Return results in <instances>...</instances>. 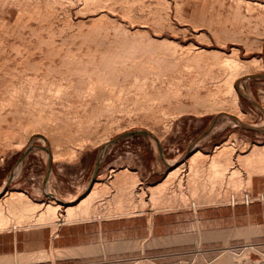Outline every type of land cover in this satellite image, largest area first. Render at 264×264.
<instances>
[{
    "label": "rangeland",
    "instance_id": "rangeland-1",
    "mask_svg": "<svg viewBox=\"0 0 264 264\" xmlns=\"http://www.w3.org/2000/svg\"><path fill=\"white\" fill-rule=\"evenodd\" d=\"M5 191L0 264H264V0H0Z\"/></svg>",
    "mask_w": 264,
    "mask_h": 264
},
{
    "label": "bare ground",
    "instance_id": "bare-ground-1",
    "mask_svg": "<svg viewBox=\"0 0 264 264\" xmlns=\"http://www.w3.org/2000/svg\"><path fill=\"white\" fill-rule=\"evenodd\" d=\"M259 2V1H258ZM260 3V2H259ZM251 5V4H250ZM201 51H202V49H201ZM204 51H205V49H204ZM203 52V51H202ZM206 54H208V52L206 53ZM206 54H205V56H206ZM232 55H235V51H234V54H232ZM231 55V56H232ZM228 56V55H227ZM197 57V56H196ZM201 57V56H200ZM228 57H230V56H228ZM234 60H231V57H230V60L231 61H229V64L234 68V69H232L231 68V70H233V71H242L243 72V74H242V76L241 75H239L240 77L238 78L237 76L236 77H234V78H232V80L233 79H235L234 81H231L230 83H231V91L232 90H234L235 88V86L234 85H236L237 83V80L239 79L240 80V78H242V77H247V76H250V75H252V73H253V71L254 70H256V69H258V68H260L261 66H262V62H261V58H259V59H251V60H246V61H244V60H237L236 58H233ZM225 60H227V57H226V59ZM107 67V66H106ZM103 68V67H102ZM106 70V69H105ZM114 72V71H113ZM115 78V77H114ZM236 78H237V80H236ZM106 83V82H105ZM108 83V82H107ZM236 83V84H235ZM91 84H93V83H91ZM191 84V83H190ZM91 86V85H90ZM93 87V86H92ZM94 88V87H93ZM78 89V88H77ZM237 89V88H236ZM95 94V93H94ZM95 96V95H94ZM102 97V96H101ZM237 97V96H236ZM238 102V101H237ZM234 105H235V102L233 103ZM19 105V104H18ZM238 105V104H237ZM70 107H71V105H70ZM235 108H238L236 105L234 106ZM230 110H232V108L230 109ZM234 111V110H233ZM239 113H241V111H239L238 109H236L234 112H228V115H230L232 118H234L235 120H241L242 118V114L240 115ZM22 114V113H21ZM36 114V113H35ZM30 115V114H29ZM33 115V114H32ZM81 116V115H80ZM34 117V116H33ZM39 117V116H38ZM19 119V118H18ZM54 119H55V117H54ZM39 120V119H38ZM65 120V119H64ZM63 120V121H64ZM7 121V120H6ZM63 121H61V122H63ZM36 122V121H35ZM40 122V121H39ZM47 122V121H46ZM54 124V123H53ZM22 125V124H21ZM39 125H41V124H39ZM16 126V125H15ZM20 126V125H19ZM35 126V125H34ZM60 126V125H59ZM12 127V126H11ZM45 128V127H44ZM65 128H66V125H65ZM23 129H24V127H23ZM45 130V129H44ZM53 131V130H52ZM35 135V134H34ZM40 136V135H39ZM65 136V135H64ZM63 136V137H64ZM42 138H45L44 136H42ZM50 139H52L53 137H49ZM69 138V137H68ZM48 139V138H47ZM46 139V140H47ZM66 139V138H65ZM62 140H63V138H62ZM22 143V142H21ZM157 143V142H156ZM48 147V146H47ZM220 147V146H219ZM224 147L225 146H223V149H224ZM220 151V150H219ZM61 153V152H60ZM218 153V152H217ZM54 154V153H53ZM59 154V153H58ZM214 154H216V153H214ZM213 154V155H214ZM222 154V153H221ZM202 155H203V152L202 151H200V150H198L196 153H194L190 158H189V162H191V164L193 163V162H195L196 163V160L198 159V160H200L201 158L200 157H202ZM216 155H219V154H216ZM215 155V158L217 157V159H218V156H216ZM55 156V155H54ZM204 156V155H203ZM214 157V156H213ZM212 157V158H213ZM200 158V159H199ZM215 158H213L212 159V161L215 159ZM197 160V161H198ZM211 161V162H212ZM214 162V166H216L217 167V162H216V160H214L213 161ZM181 165H183V164H181ZM222 165V164H221ZM213 166V165H212ZM180 167H182V166H180ZM179 167V165H178V167H176L175 169H177V168H180ZM125 169H127V168H125ZM174 169V170H175ZM128 171V170H127ZM177 171V170H176ZM124 172H126L125 170H124ZM124 172L122 171V173L124 174ZM129 172V171H128ZM173 172H175V171H172L171 173H173ZM118 173V172H117ZM120 173V172H119ZM130 173H132V172H130ZM121 174V173H120ZM134 174V173H133ZM170 174V173H169ZM124 176V175H123ZM168 177H169V175H168ZM128 178H129V176H128ZM134 178V177H133ZM139 180V179H138ZM135 182V181H134ZM99 183H96L95 184V186L93 187V190H91V193L87 196V197H84V198H82V196H80V198H78L76 201L74 200H69V202L66 204V206H65V208H64V210H63V212L65 213V214H63V216L65 215L66 217H64V219L66 218V220H70L69 218L73 215V214H75V213H77V211H78V213H79V210H81V208H82V210L84 209L83 208V206L84 207H86V205H87V203L88 202H92V201H90V200H93V198H95L96 197V195L99 193V191H100V189H101V187L103 186H97ZM112 184V183H111ZM99 185H101V184H99ZM104 187V186H103ZM103 187H102V189H103ZM108 187V186H107ZM155 189V188H154ZM153 189V190H154ZM102 191V190H101ZM100 191V192H101ZM3 193V192H2ZM100 194V193H99ZM73 196V195H72ZM71 196V197H72ZM98 197V196H97ZM2 199V200H1ZM0 199V230H1V228H2V224H4V227H5V223L7 222V221H9V218L12 216V215H16V209H17V206L19 205V203L20 202H28L29 204H27V205H30L31 204V202H35L30 196H28L25 192H23V191H14V192H10V191H5V193L3 194V197ZM55 199L56 200H58V201H60V202H62L61 200H60V197H58V196H54V198H53V200H51L49 203H47L46 204V206H45V208L42 210V213H40L42 216H41V220L40 221H42V222H46V221H48V220H51L52 219V216H54V213H55V216L57 215L56 213H57V209H61V207H63V206H61L59 203H57L56 201H55ZM70 199H72V198H70ZM37 203V202H36ZM22 204V203H21ZM35 204V203H34ZM33 204V205H34ZM39 204V203H38ZM42 204H44V203H42ZM89 204V203H88ZM90 205V204H89ZM30 206H32V205H30ZM35 206H38L37 204L35 205ZM40 206L42 207V205L40 204ZM44 206V205H43ZM19 207V206H18ZM24 207V206H23ZM27 208H28V206H26ZM41 207H39L38 206V208H41ZM34 208H36V207H34ZM87 208H89V207H87ZM20 209V208H19ZM23 209V208H22ZM42 209V208H41ZM23 210H25V209H23ZM27 210V209H26ZM26 210H25V212H26ZM30 210V209H29ZM33 210V209H32ZM36 210V209H35ZM34 210V211H35ZM86 210V208L84 209V211ZM21 211V210H20ZM33 211V212H34ZM30 212V211H29ZM35 213V212H34ZM59 213V212H58ZM40 214H38V217H39V219H40ZM31 215V214H30ZM29 215V216H30ZM34 215V214H33ZM59 215V214H58ZM16 216H18V215H16ZM27 216V215H26ZM54 216V217H55ZM19 217V216H18ZM33 217V216H32ZM13 218V217H12ZM76 218V217H75ZM11 219V218H10ZM39 219H38V221H39ZM54 219V218H53ZM52 219V220H53ZM55 219H57V218H55ZM61 219V218H60ZM14 220V219H13ZM36 220V219H35ZM11 221V220H10ZM45 224V223H44ZM58 225V224H57ZM3 227V228H4Z\"/></svg>",
    "mask_w": 264,
    "mask_h": 264
},
{
    "label": "crops",
    "instance_id": "crops-1",
    "mask_svg": "<svg viewBox=\"0 0 264 264\" xmlns=\"http://www.w3.org/2000/svg\"><path fill=\"white\" fill-rule=\"evenodd\" d=\"M160 160L162 161V163H163V159H162V157H160ZM50 177V173H48V176L46 177V179H44L42 182H41V184H40V189H39V191L41 190V191H43V190H45V188H46V186H45V181L46 180H48V178ZM34 183H33V186L35 187V186H37V182H36V178L34 179ZM37 188V187H36ZM36 188H34L33 190H36Z\"/></svg>",
    "mask_w": 264,
    "mask_h": 264
},
{
    "label": "water",
    "instance_id": "water-1",
    "mask_svg": "<svg viewBox=\"0 0 264 264\" xmlns=\"http://www.w3.org/2000/svg\"><path fill=\"white\" fill-rule=\"evenodd\" d=\"M259 106H261L259 103H257ZM262 108V107H261ZM242 123V125H244L245 127H248L245 123H243V122H241ZM250 128H252V127H250ZM139 132H131V133H126V134H124L123 136H121V137H128V136H132V135H136V134H138ZM142 134H147L146 132H143ZM97 170H98V165H97V167H96V169H95V174L97 173Z\"/></svg>",
    "mask_w": 264,
    "mask_h": 264
}]
</instances>
